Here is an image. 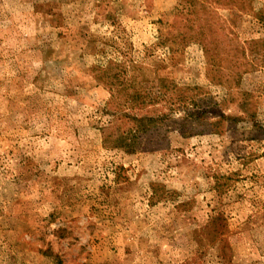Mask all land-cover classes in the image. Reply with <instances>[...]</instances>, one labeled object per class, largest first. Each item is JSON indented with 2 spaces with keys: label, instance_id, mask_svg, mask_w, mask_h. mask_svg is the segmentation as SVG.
<instances>
[{
  "label": "rangeland",
  "instance_id": "374dc122",
  "mask_svg": "<svg viewBox=\"0 0 264 264\" xmlns=\"http://www.w3.org/2000/svg\"><path fill=\"white\" fill-rule=\"evenodd\" d=\"M261 41L264 0H0V264H264Z\"/></svg>",
  "mask_w": 264,
  "mask_h": 264
},
{
  "label": "trees",
  "instance_id": "16d2710c",
  "mask_svg": "<svg viewBox=\"0 0 264 264\" xmlns=\"http://www.w3.org/2000/svg\"><path fill=\"white\" fill-rule=\"evenodd\" d=\"M260 43H264V41H261ZM239 76H240V74H239ZM134 100V99H133ZM155 100V99H154ZM142 101H144V99H139V98H137L136 97V99L134 100V102H136V103H139V102H142ZM220 220V218L218 217V218H216V220H214L213 222H216V221H219ZM210 236H211V239H214V240H216L217 238H219V236H220V233H216L215 231L213 232V234H210ZM213 241V240H212Z\"/></svg>",
  "mask_w": 264,
  "mask_h": 264
}]
</instances>
